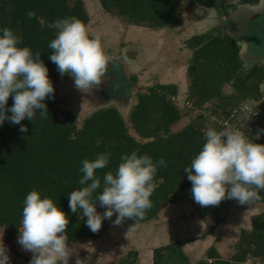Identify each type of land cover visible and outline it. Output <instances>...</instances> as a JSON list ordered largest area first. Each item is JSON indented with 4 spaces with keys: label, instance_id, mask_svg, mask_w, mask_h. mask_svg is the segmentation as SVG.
Listing matches in <instances>:
<instances>
[{
    "label": "trees",
    "instance_id": "obj_1",
    "mask_svg": "<svg viewBox=\"0 0 264 264\" xmlns=\"http://www.w3.org/2000/svg\"><path fill=\"white\" fill-rule=\"evenodd\" d=\"M97 1L103 10L115 11L135 25L173 28L179 24L174 0ZM190 2L226 16L228 9L235 4L255 6L259 0ZM29 10L35 11V16L29 18L26 15ZM65 17H74L84 25L89 20L81 0H0V28L8 27L21 36L19 46L29 47L33 54L41 53L40 59L47 65L54 86L52 97L45 100L49 113L41 116L37 110L33 121L25 118L20 122L27 125L26 133L19 131L20 124L8 120L0 126V233L9 244L19 234L23 201L33 189L42 197L52 198L65 212L68 244L96 239L103 234L107 219L103 220L98 231L93 232L86 225L82 210L73 213L68 206V194L82 187L79 184L83 175L79 171L81 161L85 158L93 160L98 153L110 154L109 164L96 170L101 184L104 174L108 171L115 173L121 157L132 151L151 156L154 163L160 158L165 160L166 166L158 165L153 177L151 208L145 210L143 217L126 218L121 223L137 224L156 218L161 207L178 199L180 190L191 188L184 167L190 164L204 143V131L200 129L203 123L172 129L182 116L181 108L171 99L177 95L174 83H155L143 91L137 90L129 121L138 138L129 134L118 106L97 108L77 126L74 114L62 108L56 96L57 79L70 75H61L49 59L53 50L48 48V43L57 33L54 21ZM186 46L192 49L186 65V99L194 108L224 114L233 105L251 101L258 103L264 111V95L260 91L264 65L255 63L244 70L239 57L240 46L233 37L222 33L218 27H211L205 33L187 39ZM130 77L131 82L136 80L134 75ZM223 83L230 84L231 93L222 90ZM127 86L130 87L128 83ZM125 90L123 93L128 92L127 87ZM12 103L10 95L8 107ZM257 199L264 201V197ZM96 207L103 206L97 201ZM183 244L184 241L174 240L156 247L153 264H158L165 252L174 254ZM233 247L234 252L229 258H222L211 247L206 252V256L212 258L211 262L201 260L198 264H245L248 256L264 260V213L252 217L251 228L240 231ZM136 259V251L129 250L118 264H136Z\"/></svg>",
    "mask_w": 264,
    "mask_h": 264
},
{
    "label": "clouds",
    "instance_id": "obj_2",
    "mask_svg": "<svg viewBox=\"0 0 264 264\" xmlns=\"http://www.w3.org/2000/svg\"><path fill=\"white\" fill-rule=\"evenodd\" d=\"M35 14L33 10L26 13L29 18ZM54 24L57 33L48 43L53 50L49 59L61 75L72 76L76 88L86 92L100 82L106 68L108 58L101 46V36L90 35L74 17L57 19ZM22 39L12 29L0 28V126L5 120L12 124H20L25 118L33 121L37 110L41 116L49 113L45 100L52 97L54 86L48 67L40 59L39 51L33 54L29 47L19 46ZM10 95L13 103L8 107ZM243 107L246 109L247 104ZM19 131L26 133L27 125L20 124ZM203 136L202 148L184 167L193 200L208 206L217 205L224 198L240 204L258 198L264 189V144L249 141L240 130L231 127L219 131L209 127ZM109 160L107 152L98 153L93 160L83 159L79 169L83 173L79 180L82 187L68 194L69 209L73 213L82 210L85 223L93 232L114 213V224L143 217L152 206L150 196L157 166H166L163 158L154 163L151 156L132 151L121 157L115 173L104 174L101 184L96 170L105 168ZM97 201L106 206L102 214L96 210ZM67 224L68 217L52 198L42 197L35 189L26 195L17 243L32 253L29 264H68L72 250L65 235ZM9 259L2 242L0 264H8Z\"/></svg>",
    "mask_w": 264,
    "mask_h": 264
},
{
    "label": "crops",
    "instance_id": "obj_3",
    "mask_svg": "<svg viewBox=\"0 0 264 264\" xmlns=\"http://www.w3.org/2000/svg\"><path fill=\"white\" fill-rule=\"evenodd\" d=\"M88 16L89 22L92 18L89 13ZM139 27L142 28L136 25L122 26L121 33L117 35H121L127 42L124 41L121 44L118 53L128 56L130 48L139 46L141 40H149V45L155 53V59L149 60V56L145 57L146 65L149 66L150 62L154 61L155 64L163 62L167 67L159 78L156 77L157 81L155 82L163 84L172 82L176 84L180 96H183L188 85L187 60L180 61L178 66L162 61L163 53L161 54V52H163V45L165 46V43L161 44L164 41L163 37L152 31H142ZM106 36L108 38L109 35L106 34ZM105 44H108V40L101 39L103 50ZM149 45L146 46L150 47ZM258 52L253 47L252 53ZM244 54L246 55V53ZM134 56L136 55L131 54L124 58L125 69L123 68V70H125V74L134 75L139 80L140 75L144 71H148V66L142 64L137 67L139 57L135 58ZM248 59L247 62L241 59L243 67L251 63ZM252 64L255 63L250 65ZM166 70L177 72L178 79L176 77L170 82V77H166ZM125 77L127 78V76ZM127 89H130L129 86ZM128 92L124 94L126 95ZM258 197H264V189L260 190ZM261 213H264V201L257 198L245 204H240L235 199L224 198L217 205L201 206L193 200L190 192L165 204L159 210L156 218L150 221L128 225L108 222L100 237L69 244L72 253L68 257V264H118L119 259L129 250L136 251V264H153V250L174 240L184 241V244L174 254L165 252L158 264H198L201 260L208 262V259L212 260V258L207 257L206 252L211 247H214L222 258H227L234 252L233 246L240 231L242 229L249 230L252 217ZM17 238L18 235L14 238L13 243L9 244L2 239L0 233V243L3 242L10 257L8 264H29L32 253L23 250L17 243ZM161 240L164 241L160 242Z\"/></svg>",
    "mask_w": 264,
    "mask_h": 264
},
{
    "label": "rangeland",
    "instance_id": "obj_4",
    "mask_svg": "<svg viewBox=\"0 0 264 264\" xmlns=\"http://www.w3.org/2000/svg\"><path fill=\"white\" fill-rule=\"evenodd\" d=\"M174 1L176 2L177 15L179 18V24L177 26L173 28H157L142 25L136 26H141L142 28H139L142 31H152L160 35V37H163L164 41H162L161 44L163 45V43H165V46L163 45L164 48L162 47V61L167 62L169 65L173 63V66H178L180 61H188L191 56L192 49L186 46L187 39H189L194 34L205 33L214 25L219 26L221 31L226 26L223 25V15L220 16V14H218L214 9H206L198 4L191 3L190 0ZM81 2L92 18L85 25L89 34H99L101 39L105 41L108 40V44H105L104 46V52L108 59L105 71L100 77V82L92 85L86 92L76 88L74 84V78L72 76L58 78L56 82V96L60 101V106L74 114L77 126H80L82 120L97 108L102 106H118V110L120 111L129 134L133 135L135 138H138L129 121V113L132 104L135 102L136 92L139 89L143 91L147 85H154L156 83L155 81H157V78L160 77L161 73L165 71L164 69L167 67L163 62L155 64L154 61L150 62L149 66L146 65L145 57L148 58L149 56V60H154L155 53L149 45V40H141V42H139V46H133L130 48L131 51L128 54L136 55L134 56L135 58L138 56L139 60L136 66L139 67L142 64H145L148 66V71H144L142 75H140L139 80L136 79L135 81L131 82V75L125 74V70L120 69V65L118 66L117 63L114 64V66L112 63L114 62L113 59L115 58L119 60L122 67L125 69L124 58L129 57V55H121V53H118V49H120L121 44H123L124 41L127 42V40H124L121 35L117 34L121 33L122 26L135 24L127 22L125 19L118 16L115 11L107 12L103 10L97 0H81ZM236 6H238V4H235V7ZM229 10L231 11V8H229ZM258 24L261 25V29H259L258 33L255 31L253 32L252 30L248 31L246 29H243L242 31L245 39L249 42V44L254 45L256 50L261 49V45L257 44V41H264V20L258 22ZM106 34L109 35L108 38ZM152 42L153 40L151 43ZM147 44L150 47L146 46ZM247 57V54H244L243 59L245 62H247V59L249 58ZM247 66H250V64H247ZM111 67H113V70ZM165 73L166 77H170V82L173 81V79H176L178 76V73L173 72V70H166ZM125 76H127V79ZM114 80L119 84V87L117 85L116 89H110L115 84ZM127 83L130 85V89H127L129 92L125 95L122 92L125 91ZM222 90L225 93H231L233 88L230 86V84L223 83ZM186 92L187 89L183 93V96H180L181 94H179L177 90V95H174L175 101L181 108L182 116L172 125V129L176 130L185 124L199 125L203 123L200 128L202 129V126H204L205 123V121H202L203 118L198 112L191 111L184 106L183 102L186 100ZM261 92L264 95V87L262 88ZM190 189L187 188L180 190L178 192L179 198L183 197L185 194H189L191 192ZM96 210L102 214L106 210V206L96 207ZM114 214L110 219H107V223H111L116 219ZM163 241L164 240H161L160 242ZM232 253L227 258H229Z\"/></svg>",
    "mask_w": 264,
    "mask_h": 264
},
{
    "label": "built area",
    "instance_id": "obj_5",
    "mask_svg": "<svg viewBox=\"0 0 264 264\" xmlns=\"http://www.w3.org/2000/svg\"><path fill=\"white\" fill-rule=\"evenodd\" d=\"M171 99L175 101L174 96ZM183 103L187 109H193V111L198 112L202 116L203 121L206 123L202 126V131L209 127L218 131L225 127H231L232 129L240 130L249 141L264 144V111L260 109L258 103L251 101L241 102L229 107L224 114L212 112L210 109L194 108L192 102L187 99ZM245 104H247L246 109L243 107ZM258 132L260 134L257 136ZM208 262H211V259H208ZM244 263L264 264V260L248 256Z\"/></svg>",
    "mask_w": 264,
    "mask_h": 264
},
{
    "label": "water",
    "instance_id": "obj_6",
    "mask_svg": "<svg viewBox=\"0 0 264 264\" xmlns=\"http://www.w3.org/2000/svg\"><path fill=\"white\" fill-rule=\"evenodd\" d=\"M223 18H224L223 25H225L226 27H224L222 33H227L228 35L233 37L236 40V42L239 44L240 59L244 61L243 56L244 53H246L251 63H261L264 65V41L263 40L257 41V44L261 45V49L260 50L257 49V51L259 52L253 54L252 50L254 45L249 44V42L243 36L244 34L242 32L243 29H246L248 31L252 30L253 32L255 31L256 33L259 32V29H261V25H259L258 22L264 20V0H259L258 4L255 6H251L247 4H239L237 6V9H235V11H229L228 16L223 15ZM113 61H114L112 63L113 66L114 64L117 63L118 66L120 65V69L123 70V67L119 62V60L114 58ZM112 68L113 67H111V69ZM117 85L118 84L115 83L112 88L116 89ZM260 86L262 90V88L264 87V78Z\"/></svg>",
    "mask_w": 264,
    "mask_h": 264
},
{
    "label": "flooded vegetation",
    "instance_id": "obj_7",
    "mask_svg": "<svg viewBox=\"0 0 264 264\" xmlns=\"http://www.w3.org/2000/svg\"><path fill=\"white\" fill-rule=\"evenodd\" d=\"M238 5H239V4H238ZM235 8H237V6H236V7L234 6L233 8H231V11H232V10H235ZM228 11H230V10L228 9ZM221 15H223V14H220V16H221ZM227 15H228V14H227ZM227 15H226V16H227ZM224 16H225V15H224ZM212 27H218V28H219V26H217V25H214V26H212ZM242 65H243V64H242ZM246 65H247V64H246ZM252 65H253V64H252ZM252 65H250V66H252ZM250 66H245V67H243V68L247 69V68L250 67Z\"/></svg>",
    "mask_w": 264,
    "mask_h": 264
}]
</instances>
